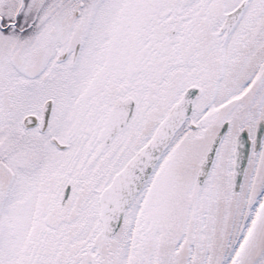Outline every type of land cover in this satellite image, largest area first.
Returning <instances> with one entry per match:
<instances>
[{"label":"snow or ice","instance_id":"snow-or-ice-1","mask_svg":"<svg viewBox=\"0 0 264 264\" xmlns=\"http://www.w3.org/2000/svg\"><path fill=\"white\" fill-rule=\"evenodd\" d=\"M0 264H264V0H0Z\"/></svg>","mask_w":264,"mask_h":264}]
</instances>
